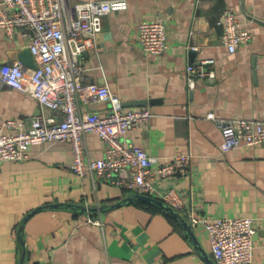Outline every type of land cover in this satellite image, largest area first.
<instances>
[{"label": "crops", "instance_id": "0c3cea01", "mask_svg": "<svg viewBox=\"0 0 264 264\" xmlns=\"http://www.w3.org/2000/svg\"><path fill=\"white\" fill-rule=\"evenodd\" d=\"M228 6L253 32L233 52L221 42L217 22ZM155 17L163 18L168 39L159 55L145 52L137 39L138 23ZM94 42L83 54L82 80L106 83L125 108L152 113L125 139L164 162L190 153V174L175 183L184 192L183 207L208 219L255 217L252 263L264 264V143L222 151L220 129L206 117L214 111L264 119V0H128L127 9L103 17ZM24 50L29 52L26 35L9 37L0 29V65L19 60L33 67L31 54L32 63L20 58ZM202 57L215 59V76L190 88L186 66ZM38 107L34 97L0 80V121L27 122ZM81 108L105 112L108 104L81 102ZM86 145L89 156L102 155L96 133L87 134ZM71 161L70 145L56 142L30 145L26 159L0 163V264H18L21 257L23 264H214L205 225L191 226L183 207L174 209L197 242L158 205H112L130 192L96 174L77 175Z\"/></svg>", "mask_w": 264, "mask_h": 264}, {"label": "built area", "instance_id": "2783aa9c", "mask_svg": "<svg viewBox=\"0 0 264 264\" xmlns=\"http://www.w3.org/2000/svg\"><path fill=\"white\" fill-rule=\"evenodd\" d=\"M0 4V29L9 37L17 31L26 35L35 61L33 67L19 60L2 62L0 80L34 97L39 106L27 122L15 118L0 121V163L26 159L30 145L64 142L71 148L69 167L77 175L96 174L130 193L151 195L175 209L182 208L184 192L175 183L190 174L192 155L178 152L164 162L127 141L126 134L152 115L150 109L125 108L106 83L84 82L81 77L83 54L94 47L103 17L127 9L128 0H0ZM217 22L222 28L221 42L230 52L253 36L232 6L224 9ZM137 39L145 52L163 53L168 48L163 18L141 20ZM185 75L190 88L198 79L213 78L215 59L191 61ZM81 102H106L108 109L84 110ZM44 109L52 113L47 115ZM206 117L220 129L222 151L264 143V119L216 116L214 111H208ZM90 132L104 144L100 157L88 155L86 136ZM183 208L191 226L205 225L214 264H253L255 217L208 219Z\"/></svg>", "mask_w": 264, "mask_h": 264}, {"label": "water", "instance_id": "95a60500", "mask_svg": "<svg viewBox=\"0 0 264 264\" xmlns=\"http://www.w3.org/2000/svg\"><path fill=\"white\" fill-rule=\"evenodd\" d=\"M20 58L24 61V62H30L32 63V57L30 55V53L27 51V50H24L20 53ZM34 65V64H33ZM140 103L144 104V101H140ZM124 201H147V202H151V203H154L158 206H160L161 208H164L165 210H167L168 212L172 213L174 216L176 217H180L181 221H182V224L183 226L185 227L187 233L192 237L193 241L197 242L195 237H194V234H193V231L190 229V225L183 219L181 218L180 214L178 211H176L173 207H171L170 205H168L166 202H164L163 200L159 199V198H156L154 196H151V195H147V194H142V193H130L127 197L123 198L121 201L117 202V203H114L112 205H117V204H120L121 202H124ZM68 206H72V204H69V203H66ZM46 205H43L41 207H36L35 209L29 211L28 213H26L23 217V221L24 222L31 214H33L36 210H38L39 208H42V207H45ZM47 206L49 207H58L60 206V204L58 203H51V204H48ZM22 224V223H21ZM20 228H21V225H20ZM18 238H22V233H21V229H19L18 231ZM205 257H207L205 255ZM18 264H23V257H21L19 259V262Z\"/></svg>", "mask_w": 264, "mask_h": 264}, {"label": "trees", "instance_id": "16d2710c", "mask_svg": "<svg viewBox=\"0 0 264 264\" xmlns=\"http://www.w3.org/2000/svg\"><path fill=\"white\" fill-rule=\"evenodd\" d=\"M139 202H142V203H146V204H152V205H156L154 203H151V202H147V201H139ZM180 219V217H178ZM181 220V219H180Z\"/></svg>", "mask_w": 264, "mask_h": 264}]
</instances>
